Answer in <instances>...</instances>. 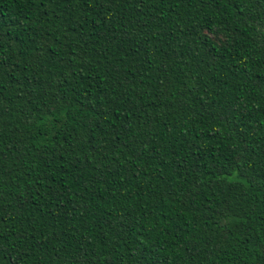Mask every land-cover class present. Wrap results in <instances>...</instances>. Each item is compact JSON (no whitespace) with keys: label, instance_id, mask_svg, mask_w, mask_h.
I'll return each instance as SVG.
<instances>
[{"label":"trees","instance_id":"obj_1","mask_svg":"<svg viewBox=\"0 0 264 264\" xmlns=\"http://www.w3.org/2000/svg\"><path fill=\"white\" fill-rule=\"evenodd\" d=\"M0 264H264V0H0Z\"/></svg>","mask_w":264,"mask_h":264},{"label":"snow or ice","instance_id":"obj_2","mask_svg":"<svg viewBox=\"0 0 264 264\" xmlns=\"http://www.w3.org/2000/svg\"><path fill=\"white\" fill-rule=\"evenodd\" d=\"M0 258H2V257H0Z\"/></svg>","mask_w":264,"mask_h":264}]
</instances>
